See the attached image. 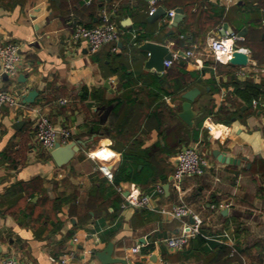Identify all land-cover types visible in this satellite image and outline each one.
Returning <instances> with one entry per match:
<instances>
[{
    "label": "crops",
    "instance_id": "1",
    "mask_svg": "<svg viewBox=\"0 0 264 264\" xmlns=\"http://www.w3.org/2000/svg\"><path fill=\"white\" fill-rule=\"evenodd\" d=\"M156 1L0 0V38L19 44L23 58L17 77L0 64V88L22 102L6 106L2 118L0 260L103 264L98 253L113 242L125 264H264V100L246 102L237 89L264 92V0ZM103 9L119 39L98 51L73 41L77 25L97 26ZM134 31L145 36L139 46L128 39ZM227 34L239 37L248 65L215 60L210 43ZM147 41L180 59L162 72L149 69L140 48ZM189 49L194 56H185ZM194 87L201 93L190 126L179 113ZM33 90L35 101L25 102ZM37 108L82 142L68 164L57 165L36 142ZM208 117L218 123L214 134L204 127ZM198 142L209 165L183 180L181 198L202 216V234L172 249L165 239L183 230V220L123 204L131 193L170 185L175 153ZM215 150L239 162L223 163ZM178 200L170 185L152 206Z\"/></svg>",
    "mask_w": 264,
    "mask_h": 264
},
{
    "label": "built area",
    "instance_id": "2",
    "mask_svg": "<svg viewBox=\"0 0 264 264\" xmlns=\"http://www.w3.org/2000/svg\"><path fill=\"white\" fill-rule=\"evenodd\" d=\"M88 4L93 0H86ZM156 3V0H153ZM156 10V7H153ZM175 11H171L170 15L174 16ZM120 29L118 24L112 17V14L107 9L101 12V22L95 27H86L84 25H77L72 40L78 41L80 39L88 40L93 51H98L105 45L115 42L119 39ZM137 37L136 31L133 32V38ZM239 37L227 34L223 38L213 39L210 43V51L217 62L227 64L233 57L236 50H241L235 43ZM232 39V43L229 40ZM136 44V43H135ZM195 51L189 49L185 52L186 57H192ZM181 54L175 52L171 60L165 61V66L169 67L174 62L179 60ZM0 64L5 73L10 77H17L23 69V58L21 54V46L11 41H5L0 38ZM68 102V99H60L61 104ZM259 102L254 100V104ZM22 104L21 100L15 96L10 90L0 88V140L2 137V118L4 115V108H18ZM218 123L212 117H208L205 121V129L214 134L217 131ZM34 127L36 142L48 151L54 149L57 143L66 145L73 140V134L68 126L56 125L52 122L49 115L41 108L34 109ZM209 165V159L201 152L200 142L185 147L175 153L174 155V172L170 185L179 193L177 203L172 207L166 206L153 207L152 201L159 199L165 193V186L162 183L156 184L147 192H140L139 194H129L126 196V201L123 204L125 208L142 209L154 208L161 213L170 214L176 219L184 221L183 230L179 233L169 236L165 242L172 249L182 250L189 247L194 238L202 234L203 218L192 207L187 205L181 198L183 194V180L186 177H193L202 174L205 168ZM190 219V221H188ZM192 220V221H191ZM139 248H135V251ZM0 264H21L19 259L14 256H6L0 260Z\"/></svg>",
    "mask_w": 264,
    "mask_h": 264
},
{
    "label": "water",
    "instance_id": "3",
    "mask_svg": "<svg viewBox=\"0 0 264 264\" xmlns=\"http://www.w3.org/2000/svg\"><path fill=\"white\" fill-rule=\"evenodd\" d=\"M104 1V0H102ZM155 15H159L161 12H165L164 9L160 8L156 11ZM179 12H182V9H179ZM141 50L147 51L149 53V59L146 63V66L149 69H156L159 72H162L166 69L165 61L171 60L173 55L168 46L158 43L147 41L141 45ZM249 63V55L242 50H236L233 53V57L230 59V64L237 66H246ZM20 80H25V75H20ZM201 90L197 87H194L185 93L182 97L184 99L182 103L183 110L179 113V116L185 121L188 125H194V118L197 115V112L193 109V102L200 95ZM38 95V91L33 90L28 95L25 96L24 101L27 103H32L35 101V98ZM82 142L78 140H73L70 143L63 145L57 143L54 149L51 151V155L57 165L64 166L68 164L75 155L81 150ZM215 157L223 163H238V159L224 155L220 150L214 151ZM170 185L167 184L165 189L169 191ZM192 221V220H191ZM114 252V243L110 242L107 247L98 253V257L103 264H125L127 261L123 258H117L113 256Z\"/></svg>",
    "mask_w": 264,
    "mask_h": 264
},
{
    "label": "trees",
    "instance_id": "4",
    "mask_svg": "<svg viewBox=\"0 0 264 264\" xmlns=\"http://www.w3.org/2000/svg\"><path fill=\"white\" fill-rule=\"evenodd\" d=\"M128 39L129 41H131L132 45L139 46L145 40V36L137 35V37L134 39L133 36L130 35ZM237 89L238 93L242 96L244 100H246V102H250L252 100L262 102V100H264V92L254 85H247L243 89L238 86Z\"/></svg>",
    "mask_w": 264,
    "mask_h": 264
}]
</instances>
